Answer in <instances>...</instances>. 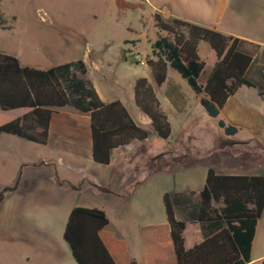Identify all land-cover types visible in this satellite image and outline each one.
Segmentation results:
<instances>
[{
	"label": "trees",
	"instance_id": "1",
	"mask_svg": "<svg viewBox=\"0 0 264 264\" xmlns=\"http://www.w3.org/2000/svg\"><path fill=\"white\" fill-rule=\"evenodd\" d=\"M115 5L118 14L127 9L144 8L142 3L126 0H115ZM153 20L161 33L153 42L154 57H146L145 63L156 84L160 85L165 80L166 69L170 66L187 81L196 94L204 93L200 103L210 117H217L227 97L239 86H255L245 77L251 56L238 50V37L184 19L165 18L158 11L153 13ZM200 41H205L218 58L204 85L197 80L204 67V61L197 53ZM86 72L82 58L40 69L22 65L15 55L0 52V114L4 117V121L0 123V133L45 144L53 113L58 107L69 105L89 114L91 154L97 163L108 164L111 151L117 146L126 145L133 140H145L149 134L148 130L133 121L119 100L103 102L85 77ZM261 78L257 87L259 94L263 95L264 67ZM134 95L136 105L150 118L153 131L163 139L168 138L171 133L170 123L161 111L153 88L145 77L136 80ZM11 109L27 111L19 116L8 115L6 111ZM218 126L223 128L221 133L224 145L229 148L232 145L248 146L255 141L253 138L235 143L227 141L225 137L234 135L237 129L225 125L222 120H218ZM211 138L213 141L212 134ZM217 142L215 141L212 147L197 143L198 149L196 146L192 149L205 153L207 148H211L209 151L213 154L214 150L219 148L228 154L223 145H216ZM261 144L264 145V136ZM250 147L248 146L251 150ZM166 153H159L151 158V161H147L146 157L142 158V174L129 178L132 179L133 189L142 185L153 172L162 173L176 168L170 163ZM210 154L207 153L206 156ZM190 158L188 165L199 162ZM54 175L55 182L61 185L62 181H59L55 172ZM21 177L22 167L11 186H0V203L8 193L18 188ZM66 186L77 190L82 188L81 183H68ZM93 191L110 194L103 187H94ZM133 192L126 194L131 195ZM193 194L194 191H166L162 195L176 264L250 262L256 224L264 210V163L256 173L219 172L212 164H208L205 182L198 193L197 202L193 201ZM176 208L184 213L187 220L199 223L203 235L201 242L188 249L184 247L182 235L185 220L175 217ZM108 222V217L102 209L84 206L71 208L64 226L63 238L77 264H116L101 237Z\"/></svg>",
	"mask_w": 264,
	"mask_h": 264
},
{
	"label": "rangeland",
	"instance_id": "2",
	"mask_svg": "<svg viewBox=\"0 0 264 264\" xmlns=\"http://www.w3.org/2000/svg\"><path fill=\"white\" fill-rule=\"evenodd\" d=\"M228 9L227 12L235 14L231 21L239 33L264 40V0H231ZM156 33L158 36L161 32L154 26L148 8L124 10L118 14L114 0H0V52L17 56L23 65L42 69L55 62L81 58L89 46L93 49L106 46L104 57L110 63L111 74L125 90L126 96L123 97L128 96L129 79L137 75L150 76V73L143 64L124 62L118 59V55L120 52L127 54V51L142 55L150 53ZM200 43V55L204 57L201 59L207 72L213 51L205 41ZM90 69L92 72L93 68ZM169 70L181 78L174 69L170 67ZM204 75L198 82L203 81ZM104 87L109 95L122 94L121 90L115 89L118 85L105 82ZM2 121L4 117L0 114V123ZM64 121L67 120L55 118V138L61 134L60 123ZM78 125L70 129V133L78 140L79 157L72 166L65 159V166L57 170L58 178H69L74 182L79 180L80 168L88 172L99 168L96 173L100 176L105 174V170H111L103 165H91L88 139L87 142L84 139L80 121ZM211 132L213 141H218L216 145H223L228 154L219 148L208 156L199 153L195 156L199 162L188 171L157 173L145 187L131 195L121 191L120 194L104 195L85 187L77 190L66 185L59 188L50 169H36L24 174L18 188L8 193L0 203V264H77L63 238L69 211L74 206L104 210L110 222L108 230L115 232V228H121L125 232L127 229L128 239L134 243L136 224L145 219L143 204L148 203L153 217L158 219L162 192L181 189L186 183L201 188L206 174L205 165L212 164L223 172L253 173L260 169L264 163L261 140L253 138L255 141L248 145L252 151L247 145L229 148L224 145L221 132L215 135V130L211 129ZM162 141L157 136L151 138L150 147L159 146ZM56 146L54 144L49 150L16 135L0 133V186H11L24 162L37 155L51 153ZM195 148L198 149L197 146ZM262 254L264 214L250 264H263L264 256L255 258Z\"/></svg>",
	"mask_w": 264,
	"mask_h": 264
},
{
	"label": "crops",
	"instance_id": "3",
	"mask_svg": "<svg viewBox=\"0 0 264 264\" xmlns=\"http://www.w3.org/2000/svg\"><path fill=\"white\" fill-rule=\"evenodd\" d=\"M126 1L142 3L144 6L143 9L148 8V10H150L152 18L153 13L158 11L165 18L176 17L184 19L202 26L214 28L223 34L238 37V50L251 56V62L244 73L245 77L252 81L255 86H239L233 94L227 97L220 108L217 117H210L207 115L200 103V98L204 95V93L196 94L187 81L181 77L176 70L175 71L181 78L169 70L170 66L166 69L165 80L160 85L156 84L149 67L144 62L146 57H154L155 55L153 41L150 53L142 55L138 52L129 53L127 51V54H122L120 52L118 55V59L120 58V60H123L124 62L143 64L145 66V70L150 73V76L137 75L131 80L129 79L128 84L130 89L127 93L128 96L123 97L126 96L125 90H123L115 75L111 74L110 69L108 68L110 63L105 60L103 52L106 49V46H102L98 49H93L89 46L86 53H83L81 57L87 68L85 77L91 82L99 98L103 102L119 100L126 108L133 121L138 126L148 130V137L143 141L133 140L126 145L113 148L111 151V160L108 164L97 163L92 159L91 154L92 139L89 114L80 112L69 105L58 107L51 117L48 128V138L45 144L25 139L30 143L41 144L43 145V148L47 147L49 150L54 144L58 146H56L55 150L51 151V153H47L43 156L37 155L36 157L24 162L21 166L22 176L31 172V170L36 169H41L42 171L44 169H50L52 170L53 175L54 172L57 175V170L61 166H65V159L68 161V165L72 166L79 157V150L76 146L78 140L74 136H71L70 129L81 125L80 123L78 125L79 121L83 126L85 141L87 142L88 139L89 162L91 165L92 163H95L97 165H103L106 169L111 170H105V174L100 176L99 173H96L100 171L99 168H96L97 170L94 172H88L87 169L84 170L80 168V177L77 182H74L69 178L58 179L59 181H62L61 185H67L68 183L77 185L81 183L83 188L85 187L91 190H93L94 187H103L108 190L110 194L114 192L120 194L119 191L122 193H130L132 191L136 192L149 183L150 179L157 173H151L148 179L135 189L132 188V179L129 180V178L138 177L142 174V170H140V161L143 160V157H146L147 161H151V158L157 156L159 153L167 152L166 155L169 157L170 163L175 165L176 168L172 171L162 172L164 174L176 173L178 171L185 172L197 165L196 163L188 165L190 157L192 160H195V162L199 160L195 156L200 153V150L194 151L192 147L196 146L197 143H204L205 145H210V147L213 146L214 142L211 138V129L215 130L216 133L223 132V128L218 126V120H222L225 125L233 126L237 129L234 135L225 137V140H231L232 143L243 142L252 138L261 140L264 136V94L260 95L257 87V85L261 83V73L264 67V40L255 39L254 37L248 35H242L237 31L231 21V19L235 18V14L227 12L229 10L228 7L231 0ZM137 10H139V8ZM120 13H122V11H120ZM201 45L202 44L199 42L197 45V53L199 57L203 59L204 57L200 55ZM203 51L207 53L206 49H203ZM212 51L213 54L210 67L207 72H205L204 63V67L197 78L199 81L200 77L205 73L203 81L199 82L202 85L206 83L216 62L218 61L213 49ZM54 64L56 65V62L52 63L48 67L53 66ZM90 67L93 68L92 72L90 71ZM140 77H145L152 86L155 97L159 103V107L170 123L171 133L166 139L157 136L151 127L150 118L143 111H141L135 103L134 86L136 80ZM105 82L118 85L115 89L121 90L122 94H120V92L119 94H107L103 90V88H105ZM119 95L122 96V98ZM25 111H27V109H11L6 111V113L8 115L19 116ZM56 117L65 118L67 120L60 123L62 130L61 134L57 138L53 136V129L55 128L54 120ZM82 119L84 120L82 121ZM174 129L175 135H173ZM156 136L163 139L162 144L151 148L149 140L151 138H155ZM189 148H191V151L193 152L192 155L190 154L191 151L189 152ZM209 149L211 148H207L206 150L204 149L205 153L200 154H210L211 151H209ZM205 166L207 171V165ZM214 168L216 169V167ZM260 169L256 172H259ZM55 184L57 187H61L60 184L56 182ZM114 186L118 188H114ZM201 188H194L190 184L186 183L183 185V188L174 191L186 193L194 191L192 199L194 202H197L199 197L198 193ZM164 192L166 191H163L162 195ZM161 207L159 218L155 219L153 217L151 206H149L148 203L143 204L145 219L136 224L137 236L135 235L134 237L136 240L134 243H131V240L128 239L129 232L127 229H125V232L124 229L121 228H115V232L108 230L107 227H109L110 222H108V224L103 228L101 237L116 264H176L171 245L170 227L166 218L163 202ZM263 214L264 210L256 224L255 235L251 245V261L254 259L252 258V255L256 250V239L258 236L260 220ZM175 217L179 220H185V228L182 235L184 238V247L186 249L203 240L199 223L187 220L184 213L179 208L175 209ZM263 256L264 254L255 258H262ZM250 262L246 264H250Z\"/></svg>",
	"mask_w": 264,
	"mask_h": 264
},
{
	"label": "built area",
	"instance_id": "4",
	"mask_svg": "<svg viewBox=\"0 0 264 264\" xmlns=\"http://www.w3.org/2000/svg\"><path fill=\"white\" fill-rule=\"evenodd\" d=\"M145 62V61H144Z\"/></svg>",
	"mask_w": 264,
	"mask_h": 264
}]
</instances>
